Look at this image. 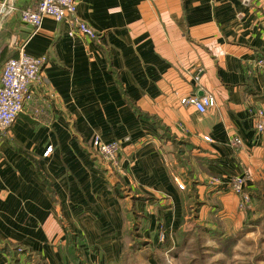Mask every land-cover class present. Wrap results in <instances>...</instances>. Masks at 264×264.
Instances as JSON below:
<instances>
[{"label":"crops","instance_id":"obj_1","mask_svg":"<svg viewBox=\"0 0 264 264\" xmlns=\"http://www.w3.org/2000/svg\"><path fill=\"white\" fill-rule=\"evenodd\" d=\"M36 2L13 0L0 30V79L22 48L46 58L34 100L0 132V247L10 246L19 264H71L65 250L73 233L89 264L120 263L131 243L133 196L150 198L136 204L149 219L141 230H160L163 221L177 234L185 169L165 128L194 146L201 219L241 218L229 184L244 174L252 187L264 170V134L257 136L251 116L264 109V0H78V16L98 40L72 38L74 25L50 17L34 31L21 12ZM195 94L212 95L215 106L201 114L181 104ZM97 135L130 137L121 168L111 171L94 153ZM120 181L131 190L126 198L114 192ZM0 264L13 256L0 249Z\"/></svg>","mask_w":264,"mask_h":264},{"label":"built area","instance_id":"obj_2","mask_svg":"<svg viewBox=\"0 0 264 264\" xmlns=\"http://www.w3.org/2000/svg\"><path fill=\"white\" fill-rule=\"evenodd\" d=\"M78 0H37L36 4L27 8L21 13L22 22L30 26L34 31L41 29L46 17L54 19L56 22H69L75 28L69 32L70 37L82 36L91 40H98V33L87 23L80 20L78 16ZM15 11L13 0L0 1V30L6 18ZM46 62V58L32 57L23 51H19V56L7 60L3 67L0 79V132H7L25 110V106L34 100V86L41 81V70ZM264 66V60L258 62ZM184 106L194 107L199 113L205 114L215 106L212 95H190L181 99ZM252 123L257 136L264 134V109L251 112ZM211 141L210 138H205ZM131 141L130 137L122 139L103 140L100 136H95L92 146L95 152L114 169L121 168V153L124 146ZM233 146L242 145L240 140H233ZM52 148L46 152L48 156ZM218 186H228L222 180H215ZM249 178L247 175H238L229 184L233 194L239 197V209L246 210L250 204V195L246 192ZM178 185L183 188L182 184ZM167 234L161 231L158 234L159 244L165 243Z\"/></svg>","mask_w":264,"mask_h":264},{"label":"rangeland","instance_id":"obj_3","mask_svg":"<svg viewBox=\"0 0 264 264\" xmlns=\"http://www.w3.org/2000/svg\"><path fill=\"white\" fill-rule=\"evenodd\" d=\"M110 170L113 169L110 167ZM246 188L254 192L258 190L256 193L260 195L255 200L250 198V204L244 211L239 209L238 202L237 213L242 216H239L240 221L237 215L231 222L215 213L211 217L210 214L203 215L201 219L200 212L198 219L185 225L187 236L182 240L160 221L161 229L165 230L169 239L167 247L157 241L161 229L140 230L144 238L151 242L145 246L133 241L130 229V237L127 238L131 243L125 245L117 264H264V170L262 178L254 181L252 187L248 183ZM171 217H175L174 213ZM217 226H221L226 237L233 236L234 243L229 249L208 234ZM80 254L83 256L82 252Z\"/></svg>","mask_w":264,"mask_h":264},{"label":"trees","instance_id":"obj_4","mask_svg":"<svg viewBox=\"0 0 264 264\" xmlns=\"http://www.w3.org/2000/svg\"><path fill=\"white\" fill-rule=\"evenodd\" d=\"M26 9H27V7L23 8L22 12ZM15 57H17L16 52H14L10 56H8L7 60H9L10 58H15ZM129 104L131 106H133V103L130 102ZM134 110L136 111V114L138 115V117L148 119V120H151L154 122H158L156 120V118L151 117V116L141 112L136 107H134ZM163 138H165V140H167V141H171L174 144L177 162L180 165V167L185 169V173L181 176L184 180V183H185V190H182L183 195H184V198H183V220H182V224H181V226L178 230V233H177L180 240H182L187 236V233L184 230L185 225L187 223H190L194 219L199 218V214L201 212V209L203 206L206 205V202L201 200L199 197L198 190H197V186L199 185V182H197L194 179V168L192 166V162H191V159L189 157V154L194 149V146L192 144H190L189 142L178 141L175 137L170 136L168 134L166 128H165V132L163 134ZM24 153L26 155H28L27 152L24 151ZM94 153L96 155H98L96 152H94ZM37 169H38L39 174L41 175V177L43 178V180L45 181V183L49 187L51 194L53 195L54 192L51 189V185H50L49 181L47 180V178L44 176V174L41 172L40 167L38 165H37ZM259 191H261V190H259ZM114 192L119 198H126L129 196V193L131 192V190L129 188H127V186L122 181H120L115 186ZM246 192L249 193L250 197L253 198L254 200L257 199L258 196L260 195V193L259 194L256 193V192H258V190L254 192V190L251 191L250 188L249 189L246 188ZM131 199L133 201V215H134L133 236H134V239L137 242V244L144 245V246L150 245L151 243L148 242L147 240H145L144 236L140 233L141 227L144 224H148L149 219L146 217L145 214H141L136 210V204L138 201H148V200H150V198H147L145 196H143L141 198H137V197L133 196ZM214 220H215V218H214ZM219 222L220 221H218V223ZM208 234L210 235V237L213 240H216L220 245L227 246L228 249L230 247H232V245L234 243L233 236L226 237L225 232L221 228V226H217V228H215L214 230H209ZM79 241H80L79 236H77L73 233H70L68 236V239H67V246H66L65 253L67 254L68 258L71 260V262H72L71 264H89L78 252L77 245H78ZM166 244H167V240L165 241V243L162 244V246L165 247ZM0 249L4 252L8 253L9 255L13 256V264H19V259L17 258L15 251L11 250L10 246H3V247H0Z\"/></svg>","mask_w":264,"mask_h":264}]
</instances>
